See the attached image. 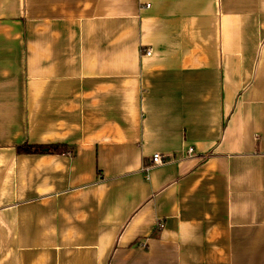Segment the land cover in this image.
<instances>
[{
    "label": "crops",
    "instance_id": "crops-1",
    "mask_svg": "<svg viewBox=\"0 0 264 264\" xmlns=\"http://www.w3.org/2000/svg\"><path fill=\"white\" fill-rule=\"evenodd\" d=\"M0 264H264V0H0Z\"/></svg>",
    "mask_w": 264,
    "mask_h": 264
},
{
    "label": "trees",
    "instance_id": "trees-1",
    "mask_svg": "<svg viewBox=\"0 0 264 264\" xmlns=\"http://www.w3.org/2000/svg\"><path fill=\"white\" fill-rule=\"evenodd\" d=\"M19 155H51L55 153H65L62 146H31L24 145L17 148Z\"/></svg>",
    "mask_w": 264,
    "mask_h": 264
},
{
    "label": "built area",
    "instance_id": "built-area-1",
    "mask_svg": "<svg viewBox=\"0 0 264 264\" xmlns=\"http://www.w3.org/2000/svg\"><path fill=\"white\" fill-rule=\"evenodd\" d=\"M151 55H152L151 50H149V51L146 52V56L147 57H150ZM192 152H193V150H190V151L187 152V154H191ZM164 163H165V161H164V158H163L162 155L156 154V155L153 156V159H152V164L153 165H162ZM139 247L145 249L147 246H146L145 243L142 242L139 245Z\"/></svg>",
    "mask_w": 264,
    "mask_h": 264
}]
</instances>
